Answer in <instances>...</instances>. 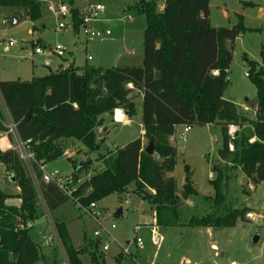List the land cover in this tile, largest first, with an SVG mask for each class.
Here are the masks:
<instances>
[{"label": "trees", "instance_id": "1", "mask_svg": "<svg viewBox=\"0 0 264 264\" xmlns=\"http://www.w3.org/2000/svg\"><path fill=\"white\" fill-rule=\"evenodd\" d=\"M63 1L70 7L72 28L78 32L81 21L74 9L75 0ZM138 6L146 23L141 67L79 69L69 63L44 77L0 82L3 104L18 138L28 142L38 179L41 177L38 168L61 158L68 140L81 143L89 152L99 151L103 139H97L95 129L102 126L103 115L122 109L132 118L138 95L142 96L140 124L144 131L121 148L98 153L94 162L99 163V170L91 168L94 164L91 160L77 165L72 162L70 177L75 188L71 197L52 183L40 182L37 192L16 152H0L4 174L13 178L19 189L16 196L0 191V264H54L30 234L31 224L40 217L38 194L47 211L69 200L88 208L111 194L126 193L128 185L134 184L132 194L153 207L157 227H180L181 201L196 197L197 191L192 187L187 168L186 184L180 193L174 179L167 177L176 165L175 149L168 138L177 126L221 127V145L216 152L219 162L211 166L213 196L203 198L205 213L191 216L185 227L233 228L238 222H248L246 215L252 212L233 208L224 193L228 175L237 170L252 187L264 183L263 69L248 63L246 74L257 95L254 118L223 99L232 57V46L227 48L225 42L232 45L244 32L241 18L231 28L210 27L209 0H164L161 11L155 0H141ZM0 8L19 9L31 22L41 17L36 0H0ZM260 55L264 65V46ZM229 126L237 128L232 137L228 135ZM3 130L0 125V133ZM149 145L152 155L145 152ZM88 170L89 177L78 183V176ZM12 199H19L18 207L6 205ZM53 225L67 264H81L82 255H88L92 264H105L95 253L97 242L92 248L89 244L74 248L66 224L53 222ZM50 255L54 256L55 251ZM123 259L122 253L115 257L117 264H122Z\"/></svg>", "mask_w": 264, "mask_h": 264}, {"label": "rangeland", "instance_id": "2", "mask_svg": "<svg viewBox=\"0 0 264 264\" xmlns=\"http://www.w3.org/2000/svg\"><path fill=\"white\" fill-rule=\"evenodd\" d=\"M36 1L40 6L41 17L35 22H31L28 15L19 9L0 8V82L44 77L49 73L48 69L57 72L67 62L79 69L142 66L146 23L138 6L141 0H90L103 7L98 21L92 26L94 30L110 33L102 37L85 35L81 30L74 32L69 20L65 22L69 28L57 31L58 21L48 12L47 6L58 1L66 2ZM155 1L159 10L164 0ZM74 5L79 8L81 0H75ZM208 16L212 28H231L241 18L245 30L232 45L228 44V47L232 46V57L223 99L232 102L247 117L254 118L256 89L245 73L249 72L250 62L259 65L264 71L260 55L264 46V0H209ZM13 19L16 25H11ZM2 20L7 21L6 25H1ZM9 41L15 43L9 47ZM56 45L66 49L64 57L58 58L50 52ZM36 46L41 47V55H32ZM87 56L91 61L86 60ZM46 60L48 66L45 65ZM117 60L119 64L115 65ZM138 104L136 100L135 108ZM105 125L108 126L109 134L99 151L89 152L85 146L73 140L80 149H73L75 156H71L70 162L61 157L47 163L44 172L50 174L58 171L66 176L73 171V164L87 160L94 162L98 153L106 154L139 138V110L135 111L128 126L113 124L108 115H105ZM177 137L174 144L176 165L172 172L177 193L186 184L187 171L192 187L197 191L196 197L188 199L191 203L181 201L180 227H157L153 207L134 196V184H130L126 193L111 194L94 204L93 210L100 213L98 219L88 213V208H81L72 200L53 211H47L38 194L36 203L42 218L35 222L31 230L33 241H41V236L37 235L39 230L51 236L50 221L63 222L71 245L80 248L89 244L92 248L97 242L95 253L105 264H117L115 257L123 250H126L127 255L122 254V264H264V183L249 190L250 185L240 170L229 174L224 189L226 201L233 208L249 209L252 213L246 215L248 222H238L233 228L188 229L185 224L189 218L200 217L206 211L203 198L213 196L211 181L214 174L211 166L219 162L216 152L221 145V127L178 128ZM92 167L95 171L100 168L96 162ZM2 171L3 166L0 165V191L13 194L14 186L7 182L12 178L5 174L4 179ZM89 174L90 170L80 174L78 183ZM118 211L121 212L120 216H117ZM95 232H100L98 238L93 236ZM254 237H258L256 244L252 243ZM136 240L140 243H136ZM105 243L108 244V250L103 252L101 248ZM212 245L216 247L215 250L211 248ZM54 251L55 257H49L51 263L60 257L64 259L62 250L55 248ZM80 261L81 264H92L88 255L80 256ZM57 264L64 262L60 259Z\"/></svg>", "mask_w": 264, "mask_h": 264}, {"label": "built area", "instance_id": "3", "mask_svg": "<svg viewBox=\"0 0 264 264\" xmlns=\"http://www.w3.org/2000/svg\"><path fill=\"white\" fill-rule=\"evenodd\" d=\"M48 12L51 16L58 21L56 25L57 31H64L66 28H69L68 23H65L66 20H69L71 24L72 14L70 12V7L68 4L63 3L61 1L50 3L47 6ZM74 9L78 11V15L81 21L80 28L85 35L89 34L92 37H102L108 36L110 33L107 31L102 33L101 31L94 30L92 28L93 24L98 21V17L103 12V7L99 3H93L90 0H81L80 7H76L74 5ZM9 22V21H8ZM7 21L2 20L1 25H6ZM14 41H9L7 45L10 47L14 44ZM50 52L54 54L58 58H62L66 54V49L60 45H56L54 48L50 49ZM42 49L40 46L34 47L32 51V55H41ZM87 61H90L91 58L89 56L86 57ZM214 76L217 75V72L212 73ZM245 77L247 74L245 73ZM226 81L228 78L226 77ZM115 117V116H114ZM0 125L3 127V131L0 133V152L6 151H15L18 155L19 160L21 161L24 169L26 170L27 176L31 180L34 188L39 192V183L43 182L45 184L52 183L54 184L64 195L67 197H71L72 191L74 190L75 186H73V180L70 176H63L58 171H53L50 174H46L44 172V166H40L38 170L41 173L40 179L36 177L35 171L33 169V165L35 164L33 153L30 151L28 142H22L17 136L15 125L11 121V118L3 104L1 95H0ZM141 128V135L144 133L142 126ZM237 130L236 127L229 126L228 127V135L230 137L233 136L234 132ZM15 140V147H12L11 140ZM231 149V147H230ZM95 204V203H94ZM94 204H90L88 207V213L98 219L100 217V213L94 211ZM50 228H51V236L45 239V243L49 247H56L62 250L61 243L57 234L54 229L53 222L50 221ZM137 230V227L134 228ZM100 232H95L93 236L98 238ZM136 243H140L139 240H136ZM102 251L106 252L108 250V244L105 243L102 246ZM122 254L125 256L127 255L126 250L122 251Z\"/></svg>", "mask_w": 264, "mask_h": 264}, {"label": "crops", "instance_id": "4", "mask_svg": "<svg viewBox=\"0 0 264 264\" xmlns=\"http://www.w3.org/2000/svg\"><path fill=\"white\" fill-rule=\"evenodd\" d=\"M162 10V6H160L159 7V11H161ZM208 18H209V16H208ZM228 44H229V42H225V45H226V47L227 48H229L228 47ZM91 61V60H90ZM66 62V61H65ZM69 64V62H67V64L65 65V66H61V67H66L67 65ZM119 64V62H118V60L116 61V64L115 65H118ZM45 65L46 66H48L49 65V62L46 60L45 61ZM74 65V64H73ZM48 71L49 72H52L51 70H49L48 69ZM18 80H20V79H18ZM11 80H4L3 82H10ZM15 81H17V80H15ZM21 81V80H20ZM141 99H142V96L141 95H138L136 98H135V100H134V103H135V101L137 100L138 102H139V104H138V107L136 108V110L138 109L139 110V119H140V115H141V111H140V106H141ZM108 115V114H107ZM118 115H120V117H119V119L117 120L116 119V117L118 116ZM109 116V118H110V121L113 123V124H115V125H121V126H128V125H130V121H131V118H129L128 116H127V114L122 110V109H116V110H114L113 111V113L111 114V115H108ZM115 116V117H114ZM102 119H103V124H102V126L101 127H99V128H97V129H95V132H96V135H97V139L98 140H100V139H103V142H104V140L107 138V136H108V126L107 125H105V115H103V117H102ZM140 126H141V124L139 125V128H140ZM209 126V125H208ZM178 128H184V129H188L189 127H186V126H177V127H175L174 128V132H173V135L172 136H170L169 138H168V142H169V144L174 148V144H175V141H176V139H178L179 137H177L176 138V130L178 129ZM141 128H140V135H141ZM181 136H182V134H181ZM11 145H12V147H15V140H11ZM102 142V143H103ZM65 145H66V148H65V150H64V152H63V156L62 157H65L69 162H70V160H71V156H75V152L73 151V149H80L79 147H77L76 146V144L73 142V140H68V141H66L65 142ZM116 149V148H115ZM98 165H99V163H97ZM1 165V164H0ZM3 166V165H2ZM45 166H46V164L44 165V167L43 168H45ZM3 177H4V179H5V174H4V167H3ZM72 172L73 171H71L69 174H67L66 176H70L71 174H72ZM90 175V174H89ZM89 175H87V176H85V179H87L88 177H89ZM167 177H172V173H168L167 174ZM85 179H83V180H85ZM6 181V180H5ZM7 182H9V183H11L13 186H14V193L13 194H5V195H9V196H16L18 193H19V189H18V187L13 183V182H11V181H7ZM80 183V182H79ZM249 190H253V188H252V186H249ZM4 194V193H3ZM184 202H186V203H191L189 200H186V201H184ZM19 204H20V201H19V199H12V200H8L7 202H6V205L8 206V207H18L19 206ZM42 218V216L40 215V217L38 218V220H36L35 222H37V221H39L40 219ZM35 222L34 223H32L31 225H32V227H33V225L35 224ZM38 234V236H41L40 237V239H41V241L40 242H38L40 245H41V248H42V251H43V253L44 254H47V255H49V256H51L50 255V253L53 251V250H55V248L56 247H49V246H47L46 245V243H45V239L46 238H48L49 236H47L46 234H45V231H38L37 232ZM44 248H46V249H44ZM63 251V250H62ZM63 258L64 259H62L61 257H60V259L64 262V264H67V261H66V257H65V255H63ZM59 258L57 259V260H55L54 261V264H57V262L60 260ZM79 259H80V257H79ZM91 262V261H90Z\"/></svg>", "mask_w": 264, "mask_h": 264}, {"label": "water", "instance_id": "5", "mask_svg": "<svg viewBox=\"0 0 264 264\" xmlns=\"http://www.w3.org/2000/svg\"><path fill=\"white\" fill-rule=\"evenodd\" d=\"M11 25H16V20H15V19L12 20ZM145 152H146L148 155H152V153H153L152 146L149 145V146L145 149ZM11 181L13 182V178L11 179ZM120 215H121V212L118 211V212H117V216H120ZM257 241H258V237H254V238L252 239V243H253V244H256ZM211 248L214 249V250L216 249V247H215L214 245H212Z\"/></svg>", "mask_w": 264, "mask_h": 264}, {"label": "bare ground", "instance_id": "6", "mask_svg": "<svg viewBox=\"0 0 264 264\" xmlns=\"http://www.w3.org/2000/svg\"><path fill=\"white\" fill-rule=\"evenodd\" d=\"M117 117L119 118V117H120V115H118ZM117 117H116V119H117Z\"/></svg>", "mask_w": 264, "mask_h": 264}]
</instances>
